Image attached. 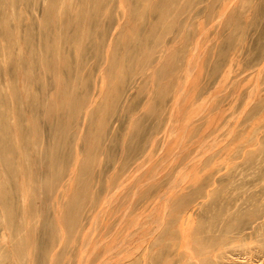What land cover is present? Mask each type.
<instances>
[{
	"label": "rangeland",
	"instance_id": "1",
	"mask_svg": "<svg viewBox=\"0 0 264 264\" xmlns=\"http://www.w3.org/2000/svg\"><path fill=\"white\" fill-rule=\"evenodd\" d=\"M22 208L95 220L85 264H264V0H0V222Z\"/></svg>",
	"mask_w": 264,
	"mask_h": 264
},
{
	"label": "bare ground",
	"instance_id": "2",
	"mask_svg": "<svg viewBox=\"0 0 264 264\" xmlns=\"http://www.w3.org/2000/svg\"><path fill=\"white\" fill-rule=\"evenodd\" d=\"M170 49H171V47H170ZM167 50H169V49L167 48ZM162 57H163V55H162ZM69 174L71 175V172ZM68 178H69V176H68ZM67 183H68V179H67ZM62 188L64 189V190L62 189L63 191H60V189H59L54 194L55 199L58 200L62 195L65 194L64 192H65L66 185H64ZM11 199H12V196H11ZM94 200H96V199L94 198ZM96 201H94V203ZM91 203H90V205L92 207ZM101 203H103V202H101ZM10 204H12V203H10ZM94 206H96V205H93V208H94ZM12 208L10 207V209H12ZM104 208L101 209V210L99 208L98 211L99 212L103 211V213H104ZM99 212L96 211V214L99 213ZM94 213L95 212H93V214ZM52 214L51 215H52L53 219L56 220V222H57V226L52 225L50 223L52 217L47 215V214H46V216H44L43 220L45 221V223L43 225L39 226L37 224L38 220H34V222H30L29 223L28 219L25 216L24 208L18 209V211L17 210H10V212L7 214L6 218L4 217L5 215H3V220H1L2 223L0 222V224H1L0 225L1 226L0 229L2 228L3 231H1L0 235L2 236V238L5 236L7 238V240L8 239L9 240H8V244H6V246L3 244L5 246V248L3 246L5 251L1 252L2 254H0V255H2V258L0 259V264H6V261H8L7 262L8 264H85V255H86V252H87V246H88V243H90V241L86 242L87 239L85 237L86 236L85 231L89 230V228H92L91 226H93V227L96 226V224H94L95 220L94 221L93 220L89 221L90 225H88V228H87L86 224L85 223H81L80 221H79L80 225H78V226H76L77 224L73 225L74 222L72 221V219H71V222L73 224L72 223H69V224L65 223L64 224V219H65V217L67 215H65L62 210H59V209H58V211H54L53 210ZM69 216H71V215H69ZM100 217H101V214H100L99 218ZM91 218H92V216H91ZM96 218H97V215H96ZM68 219H69V217H68ZM94 219H95V217H94ZM92 222H93L94 225H92ZM95 223H97V222L95 221ZM91 231L93 232V229H91ZM86 233H87V236H88V231ZM102 236H100V237H102ZM93 238H95V237H93ZM98 242L101 243V241H98ZM98 242H96V244ZM0 245L2 246V244H0ZM89 245H91V244H89ZM101 245L102 244H100V246ZM1 246H0V250L2 248ZM132 247H130V249ZM117 249H118V247H117ZM130 249H127V250H130ZM128 253H131V252L129 251ZM87 257L89 259L88 258H86V259L91 261L90 256L87 255ZM89 261H87V262H89ZM107 261H109V260H107Z\"/></svg>",
	"mask_w": 264,
	"mask_h": 264
}]
</instances>
